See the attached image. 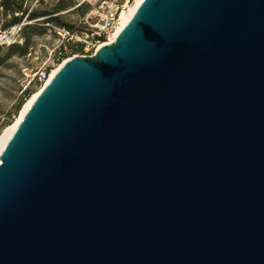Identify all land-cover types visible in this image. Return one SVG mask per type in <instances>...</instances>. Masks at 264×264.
<instances>
[{
	"label": "water",
	"instance_id": "1",
	"mask_svg": "<svg viewBox=\"0 0 264 264\" xmlns=\"http://www.w3.org/2000/svg\"><path fill=\"white\" fill-rule=\"evenodd\" d=\"M0 264H264V0H142L64 60L0 154Z\"/></svg>",
	"mask_w": 264,
	"mask_h": 264
},
{
	"label": "rangeland",
	"instance_id": "2",
	"mask_svg": "<svg viewBox=\"0 0 264 264\" xmlns=\"http://www.w3.org/2000/svg\"><path fill=\"white\" fill-rule=\"evenodd\" d=\"M55 2V0H40L37 5H34V0H26L25 5L30 8L29 11L31 8H35V10H50ZM100 2L101 0H75L73 7L55 12L49 18L41 16L30 20L27 18L28 13L25 15L22 27L26 26V24L31 26L26 29V32L31 35L28 53L24 56L15 55L0 65V129L2 133L20 115L22 108L20 112L15 113V111L23 91L31 89L35 93L45 85V82L36 78V70L50 65H52L51 70H56L60 66V64L53 62V57L68 36V25H74L76 28H80L79 30H82L84 26H88L87 24L95 27L94 24L103 18V16L100 17L99 15L100 13L103 15L105 13V11L104 13L102 12V8H99ZM134 3L135 0L130 6ZM8 20L9 15H5L4 9L0 6V35ZM86 32L84 30L79 31L76 36L86 38ZM23 34H25V29L23 31L21 28L17 37V41L21 44L25 41ZM6 49L7 47L5 46L3 53ZM9 120H12L13 123L4 128V125Z\"/></svg>",
	"mask_w": 264,
	"mask_h": 264
},
{
	"label": "trees",
	"instance_id": "3",
	"mask_svg": "<svg viewBox=\"0 0 264 264\" xmlns=\"http://www.w3.org/2000/svg\"><path fill=\"white\" fill-rule=\"evenodd\" d=\"M33 1V0H32ZM55 4L52 9L50 10H35V8H31L29 11V7L25 5L26 0H0V6L4 9V14L9 15V20L5 24L4 30L10 29L14 25H18L23 22L25 15L28 13L27 18L30 20L36 19L38 17H51L55 12L67 9L69 7H73L75 5V0H55ZM87 5V4H86ZM84 13V12H83ZM94 23V22H93ZM88 26H84L82 30L87 31L86 38L77 37V33L80 28H76L74 25H68L69 30H67L68 36L65 38L61 46L56 51L53 62L56 64H61L64 60L68 59L69 57L73 56L74 54L83 55L85 54V46L86 40H91L92 34H94V39L99 40L101 42L106 40V34L101 33L98 34V29L93 27L89 24ZM30 25L26 24V26L22 27V30L25 29V34H23L24 42L21 44L18 41L11 43L10 45L7 44H0V65L4 64L8 59L15 55L24 56L28 53L31 35L29 32H26ZM7 47L6 51L3 53L4 47ZM52 65L47 67L48 72L51 70ZM34 92L31 89H26L23 91V95L20 97L19 102L16 106V111L20 112L24 103L31 97ZM12 120H9L5 125L4 128L8 125L12 124ZM2 133L0 129V134Z\"/></svg>",
	"mask_w": 264,
	"mask_h": 264
},
{
	"label": "built area",
	"instance_id": "4",
	"mask_svg": "<svg viewBox=\"0 0 264 264\" xmlns=\"http://www.w3.org/2000/svg\"><path fill=\"white\" fill-rule=\"evenodd\" d=\"M134 0H101L99 8H102V13H100V17L103 16L102 19L98 20L94 25L98 29L97 33H105L106 40L101 42L99 40L94 39V34H92L91 40H86L85 46V54L90 55L94 54L103 44L111 43L114 41L117 35V29L121 24L122 14L125 10L129 9L130 4L133 3ZM40 0H34V5H37ZM99 12V11H98ZM23 23L18 25H14L10 29L4 30L0 35V44L10 45L11 43L16 42L18 39V34L23 26ZM54 70H50L48 72L47 67H42L36 70L35 76L38 80L45 82V84L51 79L53 76Z\"/></svg>",
	"mask_w": 264,
	"mask_h": 264
},
{
	"label": "bare ground",
	"instance_id": "5",
	"mask_svg": "<svg viewBox=\"0 0 264 264\" xmlns=\"http://www.w3.org/2000/svg\"><path fill=\"white\" fill-rule=\"evenodd\" d=\"M141 1L142 0H135V3L132 6H130L129 9L122 14V20H121L120 26L117 29V32H116L117 34L122 29V27L130 20V18L132 17L134 12L136 11V9L139 6V4L141 3ZM58 68L53 71L52 75L57 72ZM41 90L42 89L33 93V95L27 100V102L24 103L22 110L20 112V115L17 117L16 121L12 125L7 127L5 129V131L2 133V135L0 137V154H1L2 150L4 149L6 143L8 142L9 138L13 134L14 130L18 126L20 120L23 118V116L25 115V113L27 112V110L29 109V107L31 106V104L33 103V101L38 96V94L40 93Z\"/></svg>",
	"mask_w": 264,
	"mask_h": 264
}]
</instances>
